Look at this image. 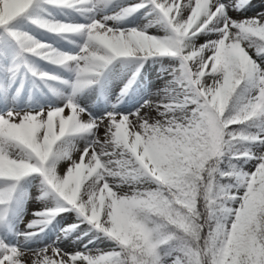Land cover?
Here are the masks:
<instances>
[{"label":"snow or ice","instance_id":"1","mask_svg":"<svg viewBox=\"0 0 264 264\" xmlns=\"http://www.w3.org/2000/svg\"><path fill=\"white\" fill-rule=\"evenodd\" d=\"M0 264H264V0H0Z\"/></svg>","mask_w":264,"mask_h":264},{"label":"rangeland","instance_id":"2","mask_svg":"<svg viewBox=\"0 0 264 264\" xmlns=\"http://www.w3.org/2000/svg\"><path fill=\"white\" fill-rule=\"evenodd\" d=\"M235 15V14H234ZM249 15H252V13H249ZM153 79H155V77L153 76ZM156 89H153V91H155ZM153 99H155V97H153ZM145 111H147V109H145ZM153 117L155 116V112L153 111V112H151L150 113ZM103 128L101 129V132H103ZM101 132H100V135H101ZM39 207H41V205H39L35 200H33V201H30L29 202V205H28V215L25 217V222H27V220H30L31 218H32V216H31V213H32V211H34V210H37ZM24 227V225L22 224L21 225V228H23ZM49 243H52V241L51 240H49ZM63 247L66 249V250H68V251H75V250H77L76 248H75V246L74 245H72L70 242L69 243H65V244H63ZM103 247V246H102ZM49 254H51V252H49ZM33 256H34V253L32 252V251H26V254H25V259L26 260H31L32 258H33Z\"/></svg>","mask_w":264,"mask_h":264},{"label":"bare ground","instance_id":"3","mask_svg":"<svg viewBox=\"0 0 264 264\" xmlns=\"http://www.w3.org/2000/svg\"><path fill=\"white\" fill-rule=\"evenodd\" d=\"M103 134H104V130H103V132H101V137H103Z\"/></svg>","mask_w":264,"mask_h":264}]
</instances>
